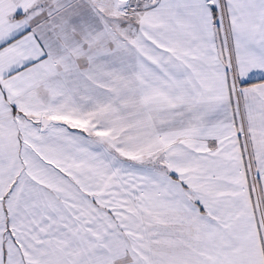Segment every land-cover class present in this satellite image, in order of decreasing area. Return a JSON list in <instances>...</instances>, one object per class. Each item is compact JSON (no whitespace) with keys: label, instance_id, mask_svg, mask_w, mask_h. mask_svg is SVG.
I'll list each match as a JSON object with an SVG mask.
<instances>
[{"label":"snow or ice","instance_id":"6c2138e0","mask_svg":"<svg viewBox=\"0 0 264 264\" xmlns=\"http://www.w3.org/2000/svg\"><path fill=\"white\" fill-rule=\"evenodd\" d=\"M0 264H264V0H0Z\"/></svg>","mask_w":264,"mask_h":264}]
</instances>
